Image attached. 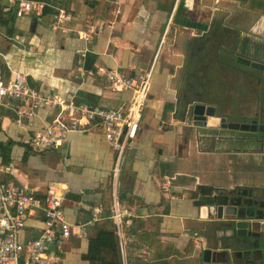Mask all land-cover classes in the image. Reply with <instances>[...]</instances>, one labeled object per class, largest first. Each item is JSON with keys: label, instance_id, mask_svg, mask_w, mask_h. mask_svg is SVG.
<instances>
[{"label": "crops", "instance_id": "crops-1", "mask_svg": "<svg viewBox=\"0 0 264 264\" xmlns=\"http://www.w3.org/2000/svg\"><path fill=\"white\" fill-rule=\"evenodd\" d=\"M12 1L0 0L4 21L14 17L9 25L0 21L6 78L22 72L38 89L117 109L133 92L111 90L106 73L153 71L139 133L118 177L103 127L71 133L59 148L37 153L26 141L55 112L19 121V102L0 107V163L15 164L1 179L40 196L65 195L73 233L61 249L51 248L49 264H91L90 243L101 230L115 231L123 264H200L212 219L196 205L199 194L238 187L264 193V138L192 127L187 112L206 102L221 117L264 126V70L237 61L264 64V0H33L65 9L77 32L94 30L89 42L53 30L52 8L44 16H9ZM115 195L134 213L122 241L111 219ZM42 229L41 217L32 216L19 238H37Z\"/></svg>", "mask_w": 264, "mask_h": 264}, {"label": "built area", "instance_id": "built-area-1", "mask_svg": "<svg viewBox=\"0 0 264 264\" xmlns=\"http://www.w3.org/2000/svg\"><path fill=\"white\" fill-rule=\"evenodd\" d=\"M13 5L17 17L29 14L44 16L46 9L52 8V28L61 34L73 32L86 42L94 34V30L89 34L71 29V16L63 8L33 0H16ZM5 10L11 11V7ZM19 43H24V40ZM79 53L84 55L81 51ZM106 75L111 90L133 92L131 99L117 109L101 108L77 102L74 97L46 92L32 86L22 72H15L6 78L1 71L0 107L19 102L22 108L15 109L19 121L36 118L42 109L55 112L54 118L43 128L34 131L26 141L37 153L59 148L71 133L82 132L90 126L103 127L105 138L116 154L115 177H118L125 153L139 133L152 87L153 71L139 70L131 76L111 70ZM14 171L13 162L0 163V264H49L51 248L61 249L73 233L63 208L65 195L50 191L40 196L1 179L2 174H13ZM99 211L95 209L96 213ZM133 214L130 208L120 204L115 195L111 219L121 241L124 225L132 222ZM35 215H39L43 223L40 235L21 241L20 233L30 217Z\"/></svg>", "mask_w": 264, "mask_h": 264}, {"label": "water", "instance_id": "water-1", "mask_svg": "<svg viewBox=\"0 0 264 264\" xmlns=\"http://www.w3.org/2000/svg\"><path fill=\"white\" fill-rule=\"evenodd\" d=\"M239 63L247 66H255L261 70H264V64L252 63L251 60L239 57L237 60ZM188 117L192 120V127L201 128L202 130L209 129H229L231 131H257L258 123L248 122L244 123L240 119L221 117L218 112V108L214 105H210L206 102L193 103L189 111ZM259 133L264 138L263 127L259 128ZM232 198L217 203V197L212 196V202L210 205H203L197 202V206L202 212L207 213L206 218L213 219L215 212L219 214L218 219L222 218V213H226L229 217L228 222L232 227V235L229 237L231 240L235 238H249V240L255 241L257 247H262L264 243V193L256 192L252 190L236 191L230 193ZM261 249V248H259ZM262 250H258L261 253ZM211 249L203 251V257L205 262H210L209 259L214 255Z\"/></svg>", "mask_w": 264, "mask_h": 264}, {"label": "flooded vegetation", "instance_id": "flooded-vegetation-1", "mask_svg": "<svg viewBox=\"0 0 264 264\" xmlns=\"http://www.w3.org/2000/svg\"><path fill=\"white\" fill-rule=\"evenodd\" d=\"M264 126L258 125L257 131H231L239 134H252L259 133V128ZM261 134L259 133V137L261 138ZM248 190V192L252 189L246 188H234L229 190H218L216 192H210L206 194H199L197 198V202L203 205H210L212 202V196L217 197V203H220L225 200H230L232 196L230 193H235L236 191ZM254 193L257 191L252 190ZM219 214L215 212L211 223L208 224L204 228L203 231L207 233V236L204 238L205 248H203L198 255L200 260V264H264V243L262 247H257L255 241L249 240V238H235L231 240L229 237L232 235V229L234 227L228 222L229 217L224 212L222 213V218L218 219ZM200 242V241H199ZM201 244V242H200ZM261 248V249H259ZM206 249H211L214 253L209 259L210 262L204 261L203 251ZM258 250H262L261 253H258Z\"/></svg>", "mask_w": 264, "mask_h": 264}, {"label": "trees", "instance_id": "trees-1", "mask_svg": "<svg viewBox=\"0 0 264 264\" xmlns=\"http://www.w3.org/2000/svg\"><path fill=\"white\" fill-rule=\"evenodd\" d=\"M49 10V8L46 9L45 14H49ZM13 14L16 16V12L14 10L8 12L9 16ZM13 18L14 17H12L10 21H4L2 12L0 14L1 24L9 25L13 21ZM90 248L91 249L90 253H88V260L91 262V264H123L121 250L117 242L115 231H99L97 237L91 240ZM107 250L112 251V253L114 254H117V258L112 260L107 258L108 256L105 253Z\"/></svg>", "mask_w": 264, "mask_h": 264}]
</instances>
